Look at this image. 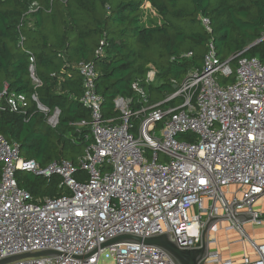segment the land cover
<instances>
[{"label": "built area", "instance_id": "obj_1", "mask_svg": "<svg viewBox=\"0 0 264 264\" xmlns=\"http://www.w3.org/2000/svg\"><path fill=\"white\" fill-rule=\"evenodd\" d=\"M37 7L34 2L31 10ZM201 20L212 32L210 20ZM239 55L222 59L210 37L202 67L190 70L175 92L136 110L132 99L118 96L117 118L104 116L95 64L80 62L84 88L80 103L91 110V119L76 125L89 126L93 142L78 165L63 159L43 167L24 158L19 144L0 134V260L52 249L61 255L8 264H175L153 245H101L120 234L170 233L180 247L197 248L214 217L207 231L205 264H264V242L244 229L264 224V209L257 207L264 199V62ZM182 56L191 57L192 52ZM29 69L35 87L41 86L34 56ZM155 76L152 66L147 80L152 82ZM232 76L234 81L222 82ZM133 88L144 94L137 83ZM32 98L38 102L36 94ZM171 101L174 104L162 106ZM7 103L17 111L27 107L28 99L12 93ZM38 107L48 114L39 102ZM59 114L55 109L48 116L51 126L57 125ZM185 133L194 136L179 138ZM80 169L87 178H77ZM18 171L47 178L57 175L65 193L34 201L19 186ZM239 214L252 218L241 222ZM220 230H237L253 256L224 259L216 248L215 234Z\"/></svg>", "mask_w": 264, "mask_h": 264}, {"label": "trees", "instance_id": "obj_2", "mask_svg": "<svg viewBox=\"0 0 264 264\" xmlns=\"http://www.w3.org/2000/svg\"><path fill=\"white\" fill-rule=\"evenodd\" d=\"M34 2L38 7L31 10ZM147 4L158 19L146 14ZM202 17L210 20L212 32L205 29ZM263 28L264 0H0V134L18 143L24 158L43 167L63 159L78 165L93 142L90 127L76 125L91 119V110L80 103V62L95 64L104 116L117 118L118 96L132 99L136 110L175 92L190 70L202 67L210 37L222 59L240 54L264 62V40L258 41ZM188 52L191 57L182 56ZM31 56L42 82L37 88L29 69ZM152 66L156 76L150 82ZM229 81L234 77L222 79ZM12 93L25 95L27 107L10 109L7 99ZM34 94L48 114L39 109ZM170 104L174 102L162 106ZM55 109L60 114L54 127L48 116ZM87 176L85 170L77 173L79 179ZM16 178L34 201L65 193L57 175L18 171Z\"/></svg>", "mask_w": 264, "mask_h": 264}, {"label": "water", "instance_id": "obj_3", "mask_svg": "<svg viewBox=\"0 0 264 264\" xmlns=\"http://www.w3.org/2000/svg\"><path fill=\"white\" fill-rule=\"evenodd\" d=\"M256 43L257 42H254L253 44L248 46L246 50L249 49L251 46L255 45ZM176 87L177 85H175V88ZM237 218L239 219V221L243 222L250 220L252 216L248 214H239L237 215ZM215 220L216 218L211 217L210 220L208 221L206 227L202 232L201 246L197 248L189 249V248L180 247L177 244L174 236L170 233L158 234L149 237H141L133 234H120L105 241L101 246L107 247L111 244L121 243V242L144 243L159 247L160 249L165 251L175 264H205L204 257L206 256L208 250L207 231ZM55 255H61V252L52 249H46L41 251L28 252V253L10 256L1 259L0 264H8L16 260L27 257L55 256Z\"/></svg>", "mask_w": 264, "mask_h": 264}, {"label": "crops", "instance_id": "obj_4", "mask_svg": "<svg viewBox=\"0 0 264 264\" xmlns=\"http://www.w3.org/2000/svg\"><path fill=\"white\" fill-rule=\"evenodd\" d=\"M259 209H264V199L257 204ZM249 233L257 242H264V224L257 226L248 224ZM217 238L216 248L224 259L241 260L244 256H253V250L242 240L237 230H220L215 234Z\"/></svg>", "mask_w": 264, "mask_h": 264}, {"label": "rangeland", "instance_id": "obj_5", "mask_svg": "<svg viewBox=\"0 0 264 264\" xmlns=\"http://www.w3.org/2000/svg\"><path fill=\"white\" fill-rule=\"evenodd\" d=\"M145 12H146V14L148 15V16H150V17H153V18H159V15H158V13L156 12V10L153 8V7H151L149 4H147V5H145ZM233 77V76H232ZM53 123H55V122H53ZM259 229L260 227H256L255 229ZM244 229H245V231L251 236V234L249 233V227H248V225H246L245 227H244ZM252 237V236H251ZM253 238V237H252ZM248 245V244H247ZM109 264V262H105V264Z\"/></svg>", "mask_w": 264, "mask_h": 264}]
</instances>
